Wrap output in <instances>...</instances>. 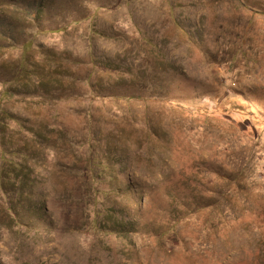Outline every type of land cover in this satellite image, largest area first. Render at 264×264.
Segmentation results:
<instances>
[{"label":"rangeland","instance_id":"1","mask_svg":"<svg viewBox=\"0 0 264 264\" xmlns=\"http://www.w3.org/2000/svg\"><path fill=\"white\" fill-rule=\"evenodd\" d=\"M0 264H264V0H0Z\"/></svg>","mask_w":264,"mask_h":264},{"label":"trees","instance_id":"2","mask_svg":"<svg viewBox=\"0 0 264 264\" xmlns=\"http://www.w3.org/2000/svg\"><path fill=\"white\" fill-rule=\"evenodd\" d=\"M6 93H9V94H11L10 92H6ZM7 95V94H6Z\"/></svg>","mask_w":264,"mask_h":264}]
</instances>
